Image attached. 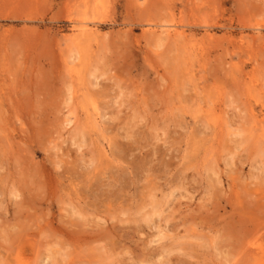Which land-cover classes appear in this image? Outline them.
<instances>
[{"label":"rangeland","instance_id":"1","mask_svg":"<svg viewBox=\"0 0 264 264\" xmlns=\"http://www.w3.org/2000/svg\"><path fill=\"white\" fill-rule=\"evenodd\" d=\"M0 264H264V0H0Z\"/></svg>","mask_w":264,"mask_h":264},{"label":"bare ground","instance_id":"2","mask_svg":"<svg viewBox=\"0 0 264 264\" xmlns=\"http://www.w3.org/2000/svg\"><path fill=\"white\" fill-rule=\"evenodd\" d=\"M207 26H208V25H207ZM168 33H169V32H167V31H162V32H161V35H162V34H165V35H167V37H168ZM161 37H162V36H161ZM165 37H166V36H165ZM167 37H166V38H167ZM158 40H159V39H158Z\"/></svg>","mask_w":264,"mask_h":264}]
</instances>
